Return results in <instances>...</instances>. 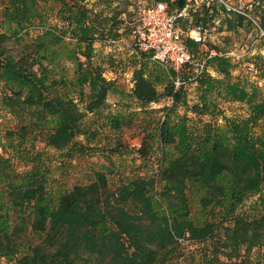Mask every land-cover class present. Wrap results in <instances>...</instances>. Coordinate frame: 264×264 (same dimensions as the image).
Here are the masks:
<instances>
[{"label": "trees", "instance_id": "obj_1", "mask_svg": "<svg viewBox=\"0 0 264 264\" xmlns=\"http://www.w3.org/2000/svg\"><path fill=\"white\" fill-rule=\"evenodd\" d=\"M44 1L0 0L2 20L10 26L0 33L3 75L0 85L5 91L1 103L14 106L19 100L22 110L35 108L32 128L55 117L56 124L47 134L46 144L55 151H63L77 133H87L79 129L83 113L78 103L58 94L56 89L75 87L77 100L84 104L86 113L104 107L110 89L115 86L114 81L104 78L100 66L92 64L93 46L115 40L119 26L100 13H90L86 3L102 0H55L60 4L59 17L64 24L61 31L68 33L78 47L71 53L75 54L74 79L61 77L48 81L47 76L53 70L42 64L55 61L56 54L53 52V58H48L49 51L60 43L62 34L49 32L32 37L28 31L34 18L41 23L46 21L39 11V4ZM172 5L180 11L185 1L175 0ZM218 7L232 16L226 19L229 31L243 23L253 26V20L264 32V0H253L243 15L226 13L222 6ZM216 12V8L208 7L201 15L194 13L193 20L206 26ZM136 23L137 20L132 28ZM184 42L191 51H196L197 46L191 40ZM145 56L142 55L140 63L149 62ZM208 66L225 78L229 76L230 62L226 57H213ZM35 67L39 69V77L31 82L28 77ZM145 72L144 65L133 71L129 95L140 104H150L158 97L150 78L154 77L158 83L166 81L164 94L171 107L166 120L158 126V136L163 146L175 147L177 154L162 163L155 176L140 175L121 181L115 188L109 186L105 172L95 170L89 183L62 194L52 208L34 204L28 217L20 212L26 204L38 199L44 191L43 183L36 179L28 185L10 187L6 192L7 211L17 216V221L9 228H0V256L13 259L14 264H178L183 256V243H189L200 247V264H253L249 259L251 251L264 249V215L253 219L207 220L197 226L191 220L188 191L192 184L199 185L204 191L202 208L227 200L233 214L249 195L264 187V150L251 152L242 146L233 147L218 135L204 139L200 152L183 150L180 146L183 132L176 124L175 114L187 86L175 90L162 68L155 74ZM189 72L184 70L181 79L186 80ZM207 75L203 73L195 83H202ZM46 82L49 85L42 91L41 84ZM192 110L203 112L197 105ZM28 130L26 125L20 128L22 138ZM156 198L164 204L166 213L156 211ZM8 218L9 214L0 209L2 224ZM102 225L108 228L101 230Z\"/></svg>", "mask_w": 264, "mask_h": 264}, {"label": "rangeland", "instance_id": "obj_2", "mask_svg": "<svg viewBox=\"0 0 264 264\" xmlns=\"http://www.w3.org/2000/svg\"><path fill=\"white\" fill-rule=\"evenodd\" d=\"M175 0L162 2L169 11H174L172 3ZM253 0H225L229 6L239 11L250 9ZM156 4L155 0H102L86 3L93 13H100L108 20L118 23V36L115 40L97 42L93 46L92 64L104 70V78L114 81L115 89H110L107 102L100 110L89 114L84 111V104L77 100L75 87H57L58 94L74 99L83 118L79 129L86 135L77 133L68 147L63 151H55L47 146L46 137L56 124L55 117H49L32 128L35 121V108L23 107L19 100L14 106L9 102L2 104L1 98L5 91L0 85V209L9 214L8 220L0 228H9L17 221L8 209L6 192L10 187L28 185L39 180L44 185V191L34 203H28L20 215L29 216L33 205H43L52 208L58 198L70 191L74 186L89 183L94 179V171L107 174L109 186L115 188L121 181H128L137 176H155L158 168L167 159L175 156V147H166L160 143L158 126L167 118L171 101L165 97L164 83H158L151 77L158 97L147 105L140 104L131 95L133 71L144 65L145 73H157L160 67L153 63H140L131 55L134 38L132 27L141 8H149ZM192 12L200 15L208 7L217 9L214 19L205 28L206 43L200 49H214L219 53H227L230 62V73L227 78L211 69L202 83H192L183 89V98L176 109V124L183 134L180 146L189 152H200L203 140L214 135L222 136L233 147L242 146L251 151L264 150V37L255 24L248 26L243 23L234 31H229L225 14L212 0H196L192 3ZM44 15L41 23L38 18L28 26L32 37L46 33L60 35V43L49 51L48 58L55 61L44 63V67L53 70L47 80L56 81L63 77L74 79V55L71 54L78 46L68 33L63 34V22L59 17L60 4L55 0H46L39 4ZM41 13V12H40ZM0 8V33L10 27L2 20ZM188 21L182 22V28L194 25ZM13 27V25L11 26ZM50 40V39H49ZM10 49L14 46L8 44ZM83 61V59H81ZM7 71V70H6ZM28 79L33 81L39 77V69L35 67ZM35 74V75H34ZM0 70V80L2 77ZM149 77V76H148ZM166 80V79H165ZM40 88L45 91L41 84ZM194 105L203 112L192 110ZM206 106V111L204 109ZM28 126L25 138L21 137L20 128ZM184 130V131H183ZM188 195L192 203L191 220L197 226L207 220H226L230 218L253 219L264 215V187L249 195L245 201L236 207L231 214L227 200L210 208H202L203 189L192 184ZM154 206L157 212L166 213L164 204L156 198ZM102 225L101 230L107 229ZM182 257L178 264H200L201 257L196 245L183 243ZM253 264H264V249L256 248L249 254ZM0 264H14L13 259L0 256Z\"/></svg>", "mask_w": 264, "mask_h": 264}, {"label": "built area", "instance_id": "obj_3", "mask_svg": "<svg viewBox=\"0 0 264 264\" xmlns=\"http://www.w3.org/2000/svg\"><path fill=\"white\" fill-rule=\"evenodd\" d=\"M185 5L180 11H169L163 3H156L149 8H141L137 12L136 27L131 34L134 44L132 54L142 60L157 64L167 74L174 89L195 83L196 79L209 70V61L213 57L229 58L227 53H219L214 49H200L206 43L207 31L201 23L182 28V22L193 20V2L196 0H184ZM222 6L226 13L235 12L244 14L229 6L225 0H212ZM258 27L255 21L251 20ZM259 28V27H258ZM260 30V29H259ZM261 31V30H260ZM264 37V32L261 31ZM189 39L196 44V51H191L184 40ZM184 70L190 71L188 78L181 79Z\"/></svg>", "mask_w": 264, "mask_h": 264}, {"label": "crops", "instance_id": "obj_4", "mask_svg": "<svg viewBox=\"0 0 264 264\" xmlns=\"http://www.w3.org/2000/svg\"><path fill=\"white\" fill-rule=\"evenodd\" d=\"M94 46H95V45H94ZM131 55H133L132 52H131ZM133 56H134V55H133ZM134 57H135V56H134ZM135 59L138 60L136 57H135ZM138 61H140V60H138ZM138 68H139V67H138ZM136 69H137V68H136ZM106 102H107V99H106Z\"/></svg>", "mask_w": 264, "mask_h": 264}]
</instances>
